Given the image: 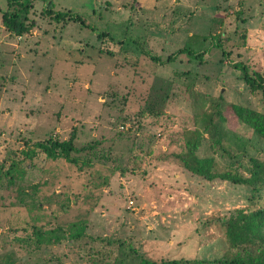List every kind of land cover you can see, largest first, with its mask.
<instances>
[{"label":"rangeland","instance_id":"rangeland-1","mask_svg":"<svg viewBox=\"0 0 264 264\" xmlns=\"http://www.w3.org/2000/svg\"><path fill=\"white\" fill-rule=\"evenodd\" d=\"M49 1L35 0L34 26L17 35L3 24L8 0H0V167L18 162L15 177L0 183V264L88 263L68 237L76 223L116 242L108 247L124 264L223 255L224 232L210 220L263 204L264 192L253 197L251 186L207 181L183 169L179 155L196 130L203 135L197 154H212L207 130L220 99L231 154L216 152L215 169L248 176L239 161L252 167V157L264 159V139L229 108L264 107L262 91L234 67L247 64L264 77V2L52 0L55 10L81 14L87 27L56 21ZM182 47L207 53L200 60L179 54ZM155 84L171 97L160 116L142 115ZM74 129L76 145L86 147L76 153L80 164L33 145ZM35 228L55 229L61 239L24 243Z\"/></svg>","mask_w":264,"mask_h":264},{"label":"trees","instance_id":"trees-1","mask_svg":"<svg viewBox=\"0 0 264 264\" xmlns=\"http://www.w3.org/2000/svg\"><path fill=\"white\" fill-rule=\"evenodd\" d=\"M35 0H8V8L2 12V21L6 29L17 34L23 35L28 33L34 26L33 20L28 14L31 8L34 7ZM264 2V0H262ZM13 7V8H11ZM46 12L56 21H78L80 24L91 27L92 25L81 15L70 10L62 11L55 10L54 2H48ZM109 35L108 32H102L100 36ZM221 47V42L215 43ZM111 53L110 51H108ZM187 54L194 58L203 59L206 50L196 51L189 47L179 49V54ZM223 53L228 52L223 48ZM178 55V54H177ZM155 62L163 63L158 56H151ZM176 59V53H171L168 56V62ZM243 72V78L246 84L253 91H262L264 94V77L256 70H251L247 64H234ZM156 86V84H155ZM170 87V86H169ZM161 90V91H159ZM171 97L168 90L164 91L163 86L155 87V93L147 102L142 110V115L160 116L166 108V104ZM223 99L222 95L220 96ZM222 103L220 99L211 104L212 115L208 132L213 140L212 154L199 156L198 148L201 145L203 135L196 130L191 132L187 137V151L179 155L182 161L183 169H187L194 175H198L207 181L222 179L233 184H244L252 187L253 197L260 196L264 192V159L260 157H252L249 167L244 161H239V164L245 166L250 174L244 176L236 171L215 169V153L220 149L222 152L231 154V151L225 146L224 139L230 136L231 131L224 130L225 115L221 111ZM231 111L259 137L264 139V107L257 109L251 106H245L238 103H230ZM77 132L74 129L70 136L66 139L49 138L47 140H39L33 143L36 148L43 151L48 158L58 159L64 158L67 161L80 164V158L76 155L78 152L86 150V147H78L76 145ZM94 144H92L93 146ZM91 146V147H92ZM90 148V147H89ZM86 159V158H84ZM244 163V164H243ZM18 169V162L12 160L10 166L4 170L0 167V183L4 178H14ZM257 194V195H255ZM75 230L68 234L70 242H75L78 247L86 251V264H124L120 254H112L108 247L116 242L106 238L94 237L86 233L85 227L76 223ZM209 224H214L220 228L225 235L227 242V250L221 256H216L212 259L197 260L196 264H264V203L256 207L237 208L229 215L224 217H212ZM45 233L40 228H35L34 238L29 237L23 239L24 243L40 247L44 242H58L61 239L57 230L52 229ZM64 235V234H63ZM65 237V236H63ZM122 244L120 243L119 246ZM139 264H180L178 260H160L151 259L141 256Z\"/></svg>","mask_w":264,"mask_h":264},{"label":"built area","instance_id":"built-area-1","mask_svg":"<svg viewBox=\"0 0 264 264\" xmlns=\"http://www.w3.org/2000/svg\"><path fill=\"white\" fill-rule=\"evenodd\" d=\"M129 202H130V204H132L134 201H133L132 199H130V201H129Z\"/></svg>","mask_w":264,"mask_h":264}]
</instances>
